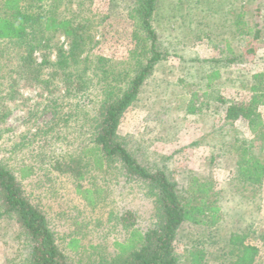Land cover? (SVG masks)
Listing matches in <instances>:
<instances>
[{
  "label": "rangeland",
  "instance_id": "374dc122",
  "mask_svg": "<svg viewBox=\"0 0 264 264\" xmlns=\"http://www.w3.org/2000/svg\"><path fill=\"white\" fill-rule=\"evenodd\" d=\"M82 1L85 5L78 7V0L74 10L81 9L85 19L99 25L93 40H86L88 43L85 41L79 50L78 65L71 68L85 74L84 83L74 82L71 95L66 94L61 79L55 81L58 91L35 82L13 86L18 91L11 97L3 94L11 82L1 75L7 72L10 76L9 64L11 68L16 64L0 51V94L4 96L0 103L8 104L0 131V161L16 174L24 166L32 168V178L23 183L26 194L42 208L58 232V240L66 233L86 239L85 248L69 258L76 264H92L112 259L117 253L113 244L128 236L118 216L133 210L139 225L146 226L156 207L145 187L126 181L119 165L101 172L88 160L92 169L82 185L106 190L99 193L95 206H89L77 194L71 176L48 172L50 161L67 159L85 144L84 129L95 115V98L106 67L127 62L136 46L135 23L128 12L135 0ZM45 6L50 8L48 3ZM241 10L248 15L241 19L245 26L240 27L235 22ZM58 14L70 13L66 5H60ZM154 19L161 50H167L170 57L157 65L123 118L119 134L140 162L163 169L174 178L182 195L193 176L213 181L220 192L224 215L221 227L211 239L201 228H184L176 243L183 264H191L185 247L199 242L212 251L203 264H222L220 251L228 237L237 232H253L249 241L259 247L257 264H264V183L261 189L252 190L242 183L235 169L237 140L249 141L264 161V130L253 135L245 122H226L222 102L249 101L254 76L264 71V0H160ZM57 48L69 51L70 42L58 36L51 50L36 51L34 59L40 64L47 56L55 62ZM205 93L202 111L188 113L193 95L203 97ZM259 112L264 122V106ZM50 126H55L54 132L47 130ZM35 135L40 136L34 139ZM42 145L49 148L42 150ZM55 148L67 155L53 154ZM2 211L0 201V264H28L31 244L16 220L1 216ZM214 241L216 244L210 245ZM59 243L63 247L61 240Z\"/></svg>",
  "mask_w": 264,
  "mask_h": 264
},
{
  "label": "trees",
  "instance_id": "16d2710c",
  "mask_svg": "<svg viewBox=\"0 0 264 264\" xmlns=\"http://www.w3.org/2000/svg\"><path fill=\"white\" fill-rule=\"evenodd\" d=\"M77 2L78 0H1L0 44L6 46L0 47V51L7 60L11 61L13 58L16 64L13 68L9 64L10 76L7 72L1 75L7 82H11V86L3 94L11 97L14 95L12 93L16 94L18 91L12 89L13 86L23 87L35 82L48 90L58 91L55 81L61 79L69 96L73 93L70 88L76 80L84 83L85 74L82 70L77 72L71 68L78 65L79 50L81 51L86 40L93 38L96 25L99 24L90 18L85 19L81 9L74 10ZM159 2L160 0H135L130 6L129 18L135 23V50L127 62L106 67L101 90L95 98V115L91 123L87 124V129H84V135L87 136L85 144H80L74 154H66L67 159L60 157L50 161L49 174L54 172L71 176L75 180L77 194L89 206H95L99 193L106 191L82 185L92 169L89 159L93 168L101 172L108 166L119 165L128 183L132 181L145 187L148 195L154 199L155 215L146 226L139 225L133 210H126L118 216L123 233L128 236L124 241L113 244L117 253L112 259L105 258L92 264H183L176 249L182 230L186 227H198L202 229V233L208 232L211 239L224 220L220 192L213 181L193 176L185 195H182L179 183L174 178L163 169H154L140 162L127 148L126 138L119 134L123 118L138 100L157 65L170 57L167 50H161L159 35L153 24ZM47 3L50 4L49 9H46ZM83 3L79 0L78 7L84 6ZM60 5H66L70 14H58ZM243 10L237 15L235 22L240 27L245 26L241 19L248 15ZM80 16L82 21H78ZM58 36L66 38L71 49L65 51L57 48L55 62L44 56L43 62L39 64L33 55L36 51L51 50V43ZM258 36L259 34L255 39ZM236 60L238 58L228 60L227 63H234ZM45 78L51 79L44 80ZM254 80L256 82L251 89L253 95L249 101L222 102L226 122H245L249 132L257 135L264 130L259 112V107L264 106V71L255 75ZM210 84L209 81L208 85ZM3 94H0V100L3 99ZM206 95L205 93L202 97L194 94L188 113L199 114ZM6 109L8 104L0 103V131L8 114ZM47 130L54 132L55 126H50ZM38 136L40 135H35L34 139ZM41 139L44 140V137ZM236 142L239 145L235 162L238 178L252 190L261 189L264 183V161L254 153L249 141L242 139ZM47 148L48 145L41 146L42 150ZM52 151L53 154L59 152L65 155L57 148ZM32 176L33 170L29 166H24L16 174L4 161H0L1 216H12L31 244L28 264H76L69 257L85 248L86 239L81 235L66 233L60 236L63 247L60 246L58 232L53 230L42 208L24 190L23 183ZM252 233L237 232L228 237L220 251L222 264H257L260 250L249 241ZM216 241L210 245L216 244ZM204 245L199 242L185 247L191 264H203L212 255V251H207Z\"/></svg>",
  "mask_w": 264,
  "mask_h": 264
}]
</instances>
